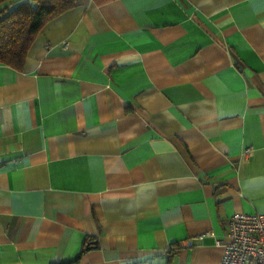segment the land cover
Instances as JSON below:
<instances>
[{
	"label": "crops",
	"instance_id": "1",
	"mask_svg": "<svg viewBox=\"0 0 264 264\" xmlns=\"http://www.w3.org/2000/svg\"><path fill=\"white\" fill-rule=\"evenodd\" d=\"M73 3L0 63V264H218L264 214V0Z\"/></svg>",
	"mask_w": 264,
	"mask_h": 264
},
{
	"label": "trees",
	"instance_id": "2",
	"mask_svg": "<svg viewBox=\"0 0 264 264\" xmlns=\"http://www.w3.org/2000/svg\"><path fill=\"white\" fill-rule=\"evenodd\" d=\"M73 4V0H0V63L21 70L41 27ZM178 249L176 245L170 253ZM83 251L70 261L56 264H78Z\"/></svg>",
	"mask_w": 264,
	"mask_h": 264
},
{
	"label": "built area",
	"instance_id": "3",
	"mask_svg": "<svg viewBox=\"0 0 264 264\" xmlns=\"http://www.w3.org/2000/svg\"><path fill=\"white\" fill-rule=\"evenodd\" d=\"M250 154L251 148H245L243 156ZM227 238L218 264H264V214L233 213L227 222Z\"/></svg>",
	"mask_w": 264,
	"mask_h": 264
},
{
	"label": "water",
	"instance_id": "4",
	"mask_svg": "<svg viewBox=\"0 0 264 264\" xmlns=\"http://www.w3.org/2000/svg\"><path fill=\"white\" fill-rule=\"evenodd\" d=\"M92 244H95V241H93V243ZM88 247H90V244H88L87 246H86V248H88Z\"/></svg>",
	"mask_w": 264,
	"mask_h": 264
}]
</instances>
